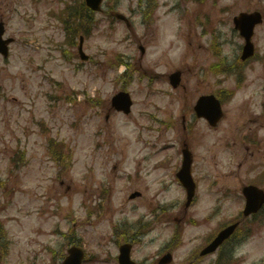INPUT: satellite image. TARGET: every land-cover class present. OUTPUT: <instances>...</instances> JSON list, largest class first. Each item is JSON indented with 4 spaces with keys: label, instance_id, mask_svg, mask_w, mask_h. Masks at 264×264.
I'll return each instance as SVG.
<instances>
[{
    "label": "rangeland",
    "instance_id": "obj_1",
    "mask_svg": "<svg viewBox=\"0 0 264 264\" xmlns=\"http://www.w3.org/2000/svg\"><path fill=\"white\" fill-rule=\"evenodd\" d=\"M199 2L157 0L154 16L146 22L140 0H106L105 11L96 12L95 27L86 34L85 50L91 59L84 61L78 52L80 34L76 33L74 47L67 43V52L61 49L66 34L51 12L62 8L64 2L0 0V20L17 41L11 44L9 58L0 55V220L10 234V251L2 258L5 264L60 263L73 238L80 244L83 240L91 254L101 257L96 261L89 257L87 264H113L112 257L118 253V238L113 236L118 220L129 218L120 225L127 228L131 220L150 212L151 204L158 200L169 203L179 199L166 215L169 221L176 219L185 193L172 177V183H166L163 193L157 195L158 179L165 177L168 182L174 163L157 166L159 160L175 154L174 144L183 135L179 128L182 119L176 127V115L188 114L187 101L195 97L194 103L202 92L238 88V97L223 103L226 117L217 129L191 116L194 124L188 133L195 141L199 162L205 161L198 166V174L205 176L202 192L214 176L221 182L213 188L214 194L225 187L230 190L210 227L188 229V234L200 236L192 247L199 246L210 229L240 214L235 212L244 207L241 181L254 177L249 173L254 161L260 168L264 166V126H259L264 124L260 106L264 87L259 89L258 84L263 81L264 62H251L257 65L252 79L243 80L240 87L236 75L216 73L212 64L238 58L244 39L234 30V17L240 11L264 10V0ZM111 6L129 15L132 26L110 17ZM66 16L71 26L70 14ZM173 28L179 31L172 34L168 29ZM254 37L256 47L264 51V24ZM170 43L180 44L173 47ZM166 47L173 50L164 51ZM192 50L195 53L188 55ZM122 61L130 66L121 65ZM125 68L130 78L123 73ZM176 68L184 75L183 85L175 90L168 73ZM126 81H130L127 86L134 97L130 114L113 108L111 98ZM245 98L251 103L250 116L239 109ZM253 130L259 135L258 145L243 136ZM51 139L54 156L62 160L54 161L50 155ZM15 151L25 154L12 170ZM247 153H253L255 160L249 156L238 174V163ZM225 171L228 174H223ZM146 183L150 189L145 196L132 200L129 194ZM99 204L102 209L97 208ZM204 207L210 208L211 203ZM173 224L159 223L153 228L146 236L155 239L149 251L163 244ZM239 232L250 236L239 244L237 258L231 263L264 264V218H248ZM226 247L220 249V255ZM184 256L178 255V264H184ZM106 257L110 260L105 261ZM212 259L204 257L196 264Z\"/></svg>",
    "mask_w": 264,
    "mask_h": 264
},
{
    "label": "flooded vegetation",
    "instance_id": "obj_2",
    "mask_svg": "<svg viewBox=\"0 0 264 264\" xmlns=\"http://www.w3.org/2000/svg\"><path fill=\"white\" fill-rule=\"evenodd\" d=\"M255 134V131L253 132V135ZM252 157V160H255L254 154L250 153V155L247 153L245 154V158L247 160L250 159V157ZM180 162H178V165L176 167L175 173L177 174V170L180 166ZM195 164V162H194ZM203 165V162H197V165ZM242 164L243 163H239V173H241L242 171ZM252 169L249 170V173H255L254 177L251 178V180H242L241 181V186L244 187L245 183H254V184H262L264 183V178H261V174L259 169L257 168V166L252 165ZM148 188V187H147ZM147 188H145L147 190ZM221 194L225 195L227 194V191H223L221 192ZM161 208V213H160V220L162 219V222L164 224L168 223V216H166L167 211L165 207H162L161 205H159ZM193 207H186V204L184 203V205L181 207L180 211H178V217L175 219L177 226H179L177 228V231H180V233H175L171 239L165 240L163 242V244L158 247V249H155L154 251H149L148 247L149 244L151 242H154V238L148 240L146 239V236L148 235V233H150L151 231V227L147 226L145 223L143 222H139V225L136 227L138 228L137 232L135 233V237H129L127 238V240L132 241V250L133 253L137 252V254L141 255L144 254L142 258H138V261H140V264H164V260H163V256L165 255V252H173L175 253V250L177 248H180V251L183 249V253L185 254V256L183 257L184 259V264H196L198 259H204V257L206 256H215V254L218 257V262L221 261V258L218 256V252L212 253V254H208V255H203L204 249L210 244V242L212 241V238H209L207 240H203L202 243L199 244L198 247L193 246V243L200 238V236L197 237H188L187 236V231L189 229V224L187 223H191L192 221H195L196 219L194 218L195 213L192 212ZM142 234H145V236H142ZM147 251H149V253H146ZM168 252V253H169ZM216 259H214L212 262L208 263V264H215L216 263Z\"/></svg>",
    "mask_w": 264,
    "mask_h": 264
},
{
    "label": "water",
    "instance_id": "obj_3",
    "mask_svg": "<svg viewBox=\"0 0 264 264\" xmlns=\"http://www.w3.org/2000/svg\"><path fill=\"white\" fill-rule=\"evenodd\" d=\"M88 4L93 8H100V4L102 2V0H87ZM251 20L250 21H240L241 22H251V21H259V19L261 18V15H250ZM245 17H240V20H244ZM4 29L2 24H0V40H1V34L3 33ZM0 51H3L4 53H7V48L5 46V44H0ZM248 53V49L245 52L246 56ZM83 55V54H82ZM84 58L88 57L87 55H83ZM206 102V101H205ZM202 103L200 104V109H199V113L204 114L206 116H208V118H210V120L215 123L217 120L220 119L221 117V110L219 111V107L216 106L213 107L211 104V102L209 103ZM114 103L116 104V106L121 109L124 108L127 112L130 111V105H131V99L129 97V95L127 93H121L119 96L115 97V101ZM203 106V107H202ZM246 194L248 197V206L246 209V213H250L251 211L256 212L258 210V208L260 207V205L264 202V191L254 187V186H248L246 187ZM73 249H77L76 247H73L72 249L69 250V252L72 253ZM77 255H74L73 253L68 256L66 258V260L62 263V264H82L81 263V259H82V252L80 249H77ZM125 261H128V256L124 257Z\"/></svg>",
    "mask_w": 264,
    "mask_h": 264
},
{
    "label": "trees",
    "instance_id": "obj_4",
    "mask_svg": "<svg viewBox=\"0 0 264 264\" xmlns=\"http://www.w3.org/2000/svg\"><path fill=\"white\" fill-rule=\"evenodd\" d=\"M87 6H86V4H85V2H83V5H82V8H86ZM86 19H87V21H89V19H90V17L87 15L86 16ZM88 30V29H87ZM1 230H2V227L0 226V232H1ZM4 234H5V232H4ZM6 235V234H5ZM6 245V244H5ZM2 248V244L0 243V249ZM7 248H8V245H6V251H7Z\"/></svg>",
    "mask_w": 264,
    "mask_h": 264
}]
</instances>
